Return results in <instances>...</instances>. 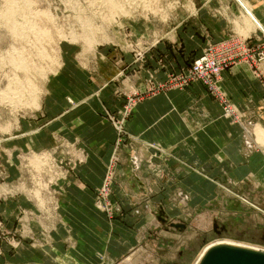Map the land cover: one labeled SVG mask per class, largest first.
Wrapping results in <instances>:
<instances>
[{"label": "crops", "instance_id": "0c3cea01", "mask_svg": "<svg viewBox=\"0 0 264 264\" xmlns=\"http://www.w3.org/2000/svg\"><path fill=\"white\" fill-rule=\"evenodd\" d=\"M244 1L254 24L237 0H188L194 8L158 37L148 23H128L154 43L144 64L111 42L87 51L67 46L43 111L2 140L0 175L15 183L21 156L52 148L57 137L77 142L87 159L59 182L55 208L24 193L1 200L0 216L18 242L2 244L0 264H117L145 250L149 235L169 233L164 226L174 218L219 201L220 189L244 201L262 189L264 202V61L256 66L261 77L244 61L222 73L237 118L200 82L154 91L150 83H167L208 43L233 35L263 42L264 0ZM126 107L120 137L111 116L121 118ZM110 171L109 214L96 199Z\"/></svg>", "mask_w": 264, "mask_h": 264}, {"label": "rangeland", "instance_id": "374dc122", "mask_svg": "<svg viewBox=\"0 0 264 264\" xmlns=\"http://www.w3.org/2000/svg\"><path fill=\"white\" fill-rule=\"evenodd\" d=\"M10 1L0 0V144L3 147L6 142L2 140L19 128L17 127L19 122L20 125H27L43 111V101L50 78L65 66L63 62L67 56L65 54L67 46L73 47L74 50L75 47L81 46L87 51L89 49L86 48L91 50L116 38L121 40L124 32L116 28L118 23L120 25L131 22L148 23L154 28V33L158 37L167 32L165 29L176 25L181 14L190 12V9L194 8L193 3L190 7L188 0L11 1L14 4ZM11 4L17 10L11 8ZM8 16L12 19L8 20ZM12 20H16L17 25L14 21L16 26H13ZM246 22L250 23L247 18ZM61 49H64L63 54ZM17 51H21V54ZM22 52L27 61L23 67L18 61ZM39 52H47V58L37 55ZM70 54L69 58H71ZM15 78L20 80L16 81ZM14 81L20 85V88L15 84L16 89L12 90L14 85L12 84L11 87L9 84ZM6 89L9 91L7 92ZM2 93L13 97L18 94L22 98L14 104L9 101L6 103L9 98H2ZM36 96L40 101L39 107L34 109L30 105L24 107L20 104ZM26 128L29 129L28 126ZM41 152L29 151L21 156L19 162L21 174L24 173L23 167L28 169L26 167L28 162L36 167L45 165L46 151ZM18 182L19 177L15 183L8 180L4 182L0 175V189L2 185L5 186L0 190V202L7 197L24 193L36 203L26 191L17 188ZM11 184L15 186L9 187ZM27 191L31 192L29 188ZM34 192L40 197V190ZM232 192L233 197L220 189L219 201H212V204L200 208H191L192 211L188 212L185 221L174 218V222L182 223L184 227H175L171 224L173 221L168 222L169 225H165L164 229L169 233L160 236L155 232L149 235L147 244H144L148 245L145 250L130 254L117 264H198L206 247L221 239L264 251V202L261 200L263 190L252 191L251 198L246 201L238 192L234 190ZM110 194L111 191L108 194L109 202ZM44 203L45 199L41 197V204ZM101 210L109 214L112 212V210ZM215 225L218 229L224 227L226 230L218 234L214 229ZM12 237L13 234L9 233L0 216V248L3 243L9 246V242L12 244L18 242ZM28 238L32 239L31 244L35 243L34 237Z\"/></svg>", "mask_w": 264, "mask_h": 264}, {"label": "built area", "instance_id": "2783aa9c", "mask_svg": "<svg viewBox=\"0 0 264 264\" xmlns=\"http://www.w3.org/2000/svg\"><path fill=\"white\" fill-rule=\"evenodd\" d=\"M237 1L240 2V0ZM116 28L124 32L123 39L116 38L109 42L115 43L123 51L133 54L134 61L144 64L147 53L154 43L150 44L144 36L137 35L128 23H123V25L118 23ZM250 39V36L233 35L223 41L208 43L203 53L195 58L185 69L179 72H171L168 75L167 83L155 86L152 79H150V83H152L151 91L169 86L185 87L193 82H200L222 102L225 114L234 115L237 118L239 115L238 110L228 101L225 93L221 90L220 80L225 69L240 61L250 64L255 69L254 72L257 76L261 77L262 74L257 70L256 66L264 61V41L253 46L250 45ZM127 115L128 107L125 108L121 118L111 116L120 137L126 132L125 117ZM45 151V156H47L45 165L36 167L28 162L26 165L28 169L23 167L24 173L19 177L18 183L20 186L17 188L26 191L41 208L48 210L56 206L59 182L66 179L70 172L84 163L87 158L83 147L79 146L77 142H72L62 137H57L55 145ZM111 180L112 173L110 171L106 182L98 193V200L96 201L98 208L106 209L107 211L111 210L110 202L108 201ZM27 188L31 192H28ZM36 190H40V197L34 192ZM41 197L45 199L44 204H41Z\"/></svg>", "mask_w": 264, "mask_h": 264}, {"label": "water", "instance_id": "95a60500", "mask_svg": "<svg viewBox=\"0 0 264 264\" xmlns=\"http://www.w3.org/2000/svg\"><path fill=\"white\" fill-rule=\"evenodd\" d=\"M160 219L166 221L162 216ZM171 224L184 227V224L174 221ZM198 264H264V252L232 244H219L209 248Z\"/></svg>", "mask_w": 264, "mask_h": 264}, {"label": "bare ground", "instance_id": "6f19581e", "mask_svg": "<svg viewBox=\"0 0 264 264\" xmlns=\"http://www.w3.org/2000/svg\"><path fill=\"white\" fill-rule=\"evenodd\" d=\"M11 1H13V0H11ZM11 1H10V3H12ZM240 3H241V5H242V7L246 10V12H245L246 15H247L246 18H247L248 20H250V21L254 24L255 21H254L253 19L256 20V18H255V15L253 14V12L250 10L249 6L247 5L248 3H246V1H244V0H240ZM12 4H14V2H13ZM12 4H11V6H10L11 8L13 7ZM8 5H9V4H8ZM14 7H15V6H14ZM14 7H13V8H14ZM8 8H9V7H8ZM9 9H10V8H9ZM14 10H17V8H16V9L14 8ZM5 12H7V11L5 10ZM17 12H18V11H17ZM8 13H9V12H8ZM12 13H13V12H12ZM14 13H15V12H14ZM17 14H18V13H17ZM6 15H7V13H6ZM9 16H10V15H9ZM9 16H8V20H9V19L11 20L12 18H10ZM6 19H7V18H6ZM12 21H13V20H12ZM14 21H15V23H16V20H14ZM14 21L12 22V24H13V26H16L17 23H16V25H14V24H15ZM250 21H249V22H250ZM9 24H10V23H9ZM41 24H42V23H41ZM33 26H34V25H33ZM259 27H260V26H259ZM12 28H13V27H12ZM14 28H15V27H14ZM33 29H34V28H33ZM15 30H16V29H15ZM30 30H31V29H30ZM38 30H39V29H38ZM38 30H37V33H38ZM21 33H22V31H21ZM37 33H36V34H37ZM38 34H39V33H38ZM38 34H37V35H38ZM41 35H43V34H41ZM47 38H48V37H47ZM37 39H39V36H38ZM39 41H40V40H39ZM41 41H42V39H41ZM24 49H25V48H24ZM20 50H21V49H20ZM22 50H23V49H22ZM25 51H26V49H25ZM17 52H20V54H21V51H17ZM24 53H25V52H24ZM37 55H40V56H42L43 58H47V56H48V55H47V52H39V54H37ZM21 56L23 57V52H22V55H21ZM21 56H19V58H18L19 60H18V59H17V60L22 64V67H23V66L26 65V62H27V61L25 60V57L22 58ZM44 56H45V57H44ZM2 57H3V56H2ZM20 57H21V58H20ZM42 57H41V59H42ZM39 58H40V57H39ZM4 59H5V58H4ZM20 59H21V60H20ZM19 62H18V63H19ZM20 63H19V65H20ZM14 64H15V63H14ZM16 65H17V64H16ZM20 67H21V65H20ZM20 67H19V68H20ZM15 79H16V81H17V80H20V79H18V78H15ZM15 79H14V80H15ZM12 82H13V79H12ZM12 82H11V84H9V85L12 87V84H13V85H14V86H13L14 88H12V90H13V89L15 90V89H16V88H15V84H16V83H15V81H14V83H12ZM18 82H19V81H18ZM21 82H22V81H21ZM9 83H10V82H9ZM16 85H17V84H16ZM17 86H19V88H20V85H17ZM17 86H16V87H17ZM21 86H22V85H21ZM24 86H25V85H24ZM7 89H8V88H7ZM7 89H6V91L8 92L9 90H7ZM9 89L11 90L10 87H9ZM28 89H29V88H28ZM6 91H5V93H7ZM18 91H19V90H18ZM18 91H15V92H18ZM13 92H14V91H13ZM24 93H25V92H24ZM15 94H16V93H15ZM26 94H27V93H26ZM1 95H2V98H3V97H4L5 99L9 98V100H7L6 103L9 101V103H12V104H14V102H16V101H18L19 99L22 98V97H21L20 95H18V94H17L16 96H14V97H13L12 95H8V94H7L8 96H6V95H4V93H2ZM6 97H7V98H6ZM39 98H40V97H39ZM31 100H32V101H31ZM31 100H29V101H25V102H21L20 104H22L24 107H25V105H30V106H32V108L34 107V109L37 108V107H39V104H40L39 102H40V101H39V99H38V96L34 97V98L31 99ZM15 104H16V103H15ZM22 105H20V106H22ZM219 244H232V245H236V246H242V247H244L243 245H240V244L236 243L235 241L233 242V241H226V240H222V239H221V240H219V241H215L214 243L208 245V246L206 247L205 251L203 252L201 258L203 257V255L206 253V251H207L209 248H211L212 246H215V245H219ZM246 248H247V247H246ZM251 249H252V248H251ZM259 251H260V250H259ZM262 252H264V251H262ZM200 260H201V259H200ZM199 262H200V261H199Z\"/></svg>", "mask_w": 264, "mask_h": 264}, {"label": "flooded vegetation", "instance_id": "af4514ba", "mask_svg": "<svg viewBox=\"0 0 264 264\" xmlns=\"http://www.w3.org/2000/svg\"><path fill=\"white\" fill-rule=\"evenodd\" d=\"M214 229L215 231H217L218 234H221L224 230H226L224 227L223 228L221 227L220 229H218L217 225L214 226Z\"/></svg>", "mask_w": 264, "mask_h": 264}]
</instances>
